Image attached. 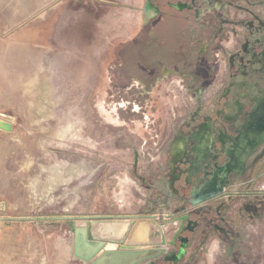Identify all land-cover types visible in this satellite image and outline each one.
Segmentation results:
<instances>
[{
    "label": "rangeland",
    "instance_id": "1",
    "mask_svg": "<svg viewBox=\"0 0 264 264\" xmlns=\"http://www.w3.org/2000/svg\"><path fill=\"white\" fill-rule=\"evenodd\" d=\"M139 5L138 0H0V105L13 108L1 118L14 128L12 169L21 204L3 214L30 220L33 248H42L50 261L65 248L67 264H89L73 255L70 228L77 220L162 222L173 210L160 212V201L169 143L187 116L188 98L180 76L170 73L157 87L152 80L160 68L171 69L169 56H160L145 40L137 46L122 43L139 32ZM172 27L158 21L154 32L168 35ZM14 33L17 42L6 49V37ZM145 81L154 85L142 93ZM189 102L192 112L194 101ZM56 173L60 186L53 184ZM263 181L225 196L231 219L240 205L258 208V215L250 209L242 214L248 220L237 223L233 244L211 229L213 235L200 244L194 238L179 264H264Z\"/></svg>",
    "mask_w": 264,
    "mask_h": 264
},
{
    "label": "flooded vegetation",
    "instance_id": "2",
    "mask_svg": "<svg viewBox=\"0 0 264 264\" xmlns=\"http://www.w3.org/2000/svg\"><path fill=\"white\" fill-rule=\"evenodd\" d=\"M138 1L139 32L122 43L137 46L145 40L160 56H169L171 69L160 68L152 80L157 87L170 73L180 76L188 98L187 116L169 143L166 194L160 201V212L173 210L156 222L162 233L153 229L149 236L164 251L139 264H179L194 238L200 244L212 229L231 245L239 235L237 223L248 220L242 214L250 209L258 215L257 206L240 205L229 218L226 195L264 177V0ZM158 21L173 23L170 34L154 32ZM153 85L140 82L141 92ZM211 192L218 193L191 204Z\"/></svg>",
    "mask_w": 264,
    "mask_h": 264
},
{
    "label": "water",
    "instance_id": "3",
    "mask_svg": "<svg viewBox=\"0 0 264 264\" xmlns=\"http://www.w3.org/2000/svg\"><path fill=\"white\" fill-rule=\"evenodd\" d=\"M11 128L12 124L0 116V129L10 131ZM217 193L201 196L191 204L213 198ZM151 229L162 233V227L153 220H77L70 228L73 255L89 264H139L164 251L162 247H154L156 242L149 237Z\"/></svg>",
    "mask_w": 264,
    "mask_h": 264
},
{
    "label": "crops",
    "instance_id": "4",
    "mask_svg": "<svg viewBox=\"0 0 264 264\" xmlns=\"http://www.w3.org/2000/svg\"><path fill=\"white\" fill-rule=\"evenodd\" d=\"M2 32L0 28V33ZM15 33L18 34L19 32ZM15 33L6 37V49L17 42L15 41V38H17ZM0 39V43H3L2 38ZM2 48L3 46L0 44V49ZM29 86L31 85L25 84L24 88L28 89ZM12 109V107L9 110L1 106L0 116L13 112ZM13 130V126L10 131L0 129V264H67L65 248L51 261L46 258L48 255H44L45 251L42 248H33L31 241L35 238V235L34 232L30 231L33 225H31L30 220H19L18 217L11 215L5 217L3 214L4 209L17 210L21 208L18 201L19 181L15 176L16 172L12 169L14 161L13 146L15 145V138L12 136ZM60 179L61 175L56 173L53 184L60 186ZM28 185L29 183L27 189H24L26 192H28Z\"/></svg>",
    "mask_w": 264,
    "mask_h": 264
},
{
    "label": "bare ground",
    "instance_id": "5",
    "mask_svg": "<svg viewBox=\"0 0 264 264\" xmlns=\"http://www.w3.org/2000/svg\"><path fill=\"white\" fill-rule=\"evenodd\" d=\"M139 231H140V230H139ZM140 233H143V232H140ZM140 233H139V234H140ZM140 235H142V234H140Z\"/></svg>",
    "mask_w": 264,
    "mask_h": 264
}]
</instances>
